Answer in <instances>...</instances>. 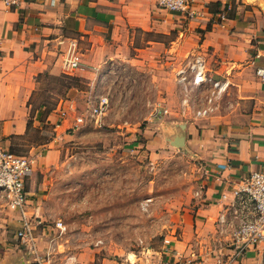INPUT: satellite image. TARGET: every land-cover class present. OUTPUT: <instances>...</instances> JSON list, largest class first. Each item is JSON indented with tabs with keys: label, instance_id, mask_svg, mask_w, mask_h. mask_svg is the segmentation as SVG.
Here are the masks:
<instances>
[{
	"label": "rangeland",
	"instance_id": "374dc122",
	"mask_svg": "<svg viewBox=\"0 0 264 264\" xmlns=\"http://www.w3.org/2000/svg\"><path fill=\"white\" fill-rule=\"evenodd\" d=\"M258 1L261 6L229 0L233 6L229 13L234 15L237 5L241 11L264 13V0ZM193 6L199 11L195 3ZM209 9L217 10V6ZM199 14L182 17V21ZM185 27L166 35L131 30L132 59L103 62L98 68L88 69L84 77H36L38 88L29 100L27 133L12 139L9 150L30 156V146L38 144L51 151L47 164L42 160L38 163L42 172L36 182L42 188L36 189L31 198L39 201L47 221L37 244L40 250L51 252L55 263L72 257L79 264H160L167 260L163 256L167 242L179 238L182 232L183 216L194 214L200 207L206 187L205 162L192 152L195 146H186L179 138L170 146L159 136L161 117L168 123L185 106L192 113L207 95L204 87L192 82L189 72L178 82L177 73L183 65L196 62L194 54L184 55L174 67L170 65L173 61L168 58L169 52L176 46L174 42L184 38L180 32ZM194 33L197 38H186L203 35L200 28ZM148 40L163 42L161 56L153 58L155 62L142 57L137 61L138 49L149 45ZM71 87L82 91L76 98V110L85 114L84 123L54 130L64 119L51 123L47 116ZM87 92L94 99L100 95L108 98V109L97 124L86 113ZM39 105H43L42 110ZM35 110L40 112L38 128L33 127L31 119ZM72 113H67L69 122L75 115ZM56 221L66 228L62 235L54 228ZM16 229L11 226L0 238V254H7V264L25 258V247L14 238Z\"/></svg>",
	"mask_w": 264,
	"mask_h": 264
},
{
	"label": "crops",
	"instance_id": "0c3cea01",
	"mask_svg": "<svg viewBox=\"0 0 264 264\" xmlns=\"http://www.w3.org/2000/svg\"><path fill=\"white\" fill-rule=\"evenodd\" d=\"M193 1L200 14L197 18L185 19L187 21H182L183 15L158 10L156 0H57L53 4L48 0H28L19 8H8L0 3V142L9 149L12 139L26 135L29 100L38 88V75H69L61 67L59 50L64 46L58 45L60 37L78 40L81 66L70 75L80 77L103 62L132 59L131 30L166 35L185 24L184 32H180L184 38L174 42L176 46L169 52L168 58L173 61L170 65L174 67L184 55L194 54L195 58L204 60L207 78L224 83L225 89L213 97L205 117H194L189 111L182 113L180 108L168 123L161 117L160 138L169 141L170 146L178 138L186 146H195L196 151L192 152L202 158L210 172L203 175L206 187L205 195L201 194L198 201L200 207L194 214L183 216L182 232L179 238L167 240L169 245L163 253L167 260L160 264H174L178 258L191 253L203 259V264H260V250H249L233 262L226 258L216 262L220 236L215 220L219 212L232 217L233 188L264 162V81L255 75L258 67H264V13L241 11L237 5L233 15L229 13L233 8L229 0ZM215 2H220L221 6L217 7V13H212L209 8ZM222 13L223 19L219 17ZM195 28L201 29L202 37L187 39L198 37ZM149 43L138 49L137 61L142 57L155 62L153 58L161 56L163 42L152 40ZM183 66L187 69L188 65ZM204 88L207 95L203 107L214 90L210 82ZM81 93L76 87L69 88L66 97L48 114L47 121H57L60 107L66 115L74 111L76 98ZM38 108L42 110L43 105ZM39 113L35 110L31 118L35 128L41 124ZM63 119L54 130L71 126L72 121L66 116ZM50 152L44 145L32 144L29 148V155L37 162L26 181L31 196L42 188V184L36 182L38 173L42 172L38 163L42 160L47 164ZM218 164L225 168L219 170ZM11 226L19 229V214L0 196L1 239ZM46 227H39L38 237L44 234ZM223 252L231 253L228 249ZM5 255L0 254V264H7ZM24 257L16 258L18 261L13 260L11 264H32L30 255L25 252Z\"/></svg>",
	"mask_w": 264,
	"mask_h": 264
},
{
	"label": "built area",
	"instance_id": "2783aa9c",
	"mask_svg": "<svg viewBox=\"0 0 264 264\" xmlns=\"http://www.w3.org/2000/svg\"><path fill=\"white\" fill-rule=\"evenodd\" d=\"M48 1L53 4L57 0ZM27 2L28 0H0V3L8 8H19ZM193 3V0H156V8L168 13L193 17L198 14ZM219 17L223 19L224 14H220ZM60 38L58 45L64 46L63 49L59 50L61 67L65 74H71L81 66L78 40L64 36ZM195 61L187 69L179 70L177 76H179L178 82L180 83L184 80L185 73L189 72L190 74L187 75L199 87H204L205 84L210 82L214 90L211 92L210 97L207 98L206 105L192 112L194 117L201 118L209 113V105L213 97L219 95L225 89V84L219 81H210L207 78V68L204 60L197 58ZM255 75L264 81V67H258L255 70ZM85 101L86 113L94 117L95 124L99 123L102 115L108 109L107 96L100 95L94 99L89 93ZM74 111L75 115L70 127H78L85 120V114L78 113L76 108ZM185 111H189L186 106L181 112L185 113ZM57 114L61 119L67 116L66 111L61 107L57 109ZM34 164L32 157L15 154L0 142V196L9 208L19 214L20 227L15 232V238L25 247L26 253L31 256L32 264H79L72 257L55 263L48 249L45 251L39 249L36 231L39 227H45L47 221L42 213L40 203L32 199L26 189V181L34 170ZM202 168L204 175L209 174L210 171L206 165H203ZM217 168L219 170L224 169L225 165L218 164ZM232 194V217L229 218L225 212H219L215 220L216 232L220 236L218 240L220 245L216 249V262L222 261L223 258L233 262L241 259L249 250L257 252L260 250L262 252L260 264H264V162L257 170L242 177L238 185L233 188ZM235 220H237V223H235ZM54 228L60 235L65 233L66 230L61 221H56ZM223 249H228L231 253L225 254ZM203 261L194 253H191L182 261H176L174 264H203Z\"/></svg>",
	"mask_w": 264,
	"mask_h": 264
},
{
	"label": "trees",
	"instance_id": "16d2710c",
	"mask_svg": "<svg viewBox=\"0 0 264 264\" xmlns=\"http://www.w3.org/2000/svg\"><path fill=\"white\" fill-rule=\"evenodd\" d=\"M211 5H215V6H217V7H219V6H221V3L220 2H215V3H213V4H211ZM224 9H226V6H224ZM212 13H217L218 11H216V10H210ZM209 28V27H208ZM144 33H147V32H144ZM171 33H175V32H171ZM162 35V34H161ZM149 41V40H148ZM152 41V40H151Z\"/></svg>",
	"mask_w": 264,
	"mask_h": 264
},
{
	"label": "bare ground",
	"instance_id": "6f19581e",
	"mask_svg": "<svg viewBox=\"0 0 264 264\" xmlns=\"http://www.w3.org/2000/svg\"><path fill=\"white\" fill-rule=\"evenodd\" d=\"M244 1L247 2V3H257L258 5L261 6L260 1H258V0H244Z\"/></svg>",
	"mask_w": 264,
	"mask_h": 264
}]
</instances>
